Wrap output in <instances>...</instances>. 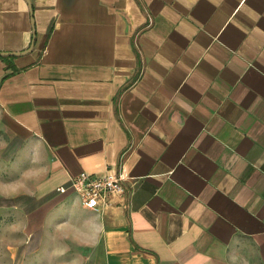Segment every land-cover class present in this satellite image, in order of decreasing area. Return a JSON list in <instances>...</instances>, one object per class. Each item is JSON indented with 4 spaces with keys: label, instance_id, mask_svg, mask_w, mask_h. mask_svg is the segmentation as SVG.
<instances>
[{
    "label": "crops",
    "instance_id": "1",
    "mask_svg": "<svg viewBox=\"0 0 264 264\" xmlns=\"http://www.w3.org/2000/svg\"><path fill=\"white\" fill-rule=\"evenodd\" d=\"M28 1L32 49L0 56L11 264H264V0ZM31 40L0 0V51ZM81 172L126 192L87 209Z\"/></svg>",
    "mask_w": 264,
    "mask_h": 264
},
{
    "label": "built area",
    "instance_id": "2",
    "mask_svg": "<svg viewBox=\"0 0 264 264\" xmlns=\"http://www.w3.org/2000/svg\"><path fill=\"white\" fill-rule=\"evenodd\" d=\"M121 173H107L103 176H93L85 172L71 178L70 189L76 194L81 204L90 210L108 208L112 205L113 197H121L126 189ZM59 192L64 189L59 188Z\"/></svg>",
    "mask_w": 264,
    "mask_h": 264
},
{
    "label": "rangeland",
    "instance_id": "3",
    "mask_svg": "<svg viewBox=\"0 0 264 264\" xmlns=\"http://www.w3.org/2000/svg\"><path fill=\"white\" fill-rule=\"evenodd\" d=\"M1 192L3 190L0 187ZM17 220L18 218L12 214L0 211V264H11L12 248L17 244L19 241L18 238L20 237V234L16 232L17 229H12L11 224Z\"/></svg>",
    "mask_w": 264,
    "mask_h": 264
},
{
    "label": "water",
    "instance_id": "4",
    "mask_svg": "<svg viewBox=\"0 0 264 264\" xmlns=\"http://www.w3.org/2000/svg\"><path fill=\"white\" fill-rule=\"evenodd\" d=\"M26 3L28 4L29 7V13H30V17H31V25H32V40L31 43L29 45V47L25 50L22 51H0V56H15V55H20V54H25L27 52H29L34 44L35 41V30H34V23H33V19H32V7L30 5V2L28 0H25Z\"/></svg>",
    "mask_w": 264,
    "mask_h": 264
},
{
    "label": "trees",
    "instance_id": "5",
    "mask_svg": "<svg viewBox=\"0 0 264 264\" xmlns=\"http://www.w3.org/2000/svg\"><path fill=\"white\" fill-rule=\"evenodd\" d=\"M3 58H5V57H3Z\"/></svg>",
    "mask_w": 264,
    "mask_h": 264
}]
</instances>
